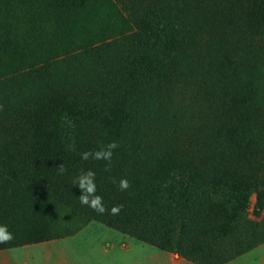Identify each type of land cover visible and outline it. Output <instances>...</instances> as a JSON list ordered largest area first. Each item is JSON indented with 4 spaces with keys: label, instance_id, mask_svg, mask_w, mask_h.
<instances>
[{
    "label": "rangeland",
    "instance_id": "obj_1",
    "mask_svg": "<svg viewBox=\"0 0 264 264\" xmlns=\"http://www.w3.org/2000/svg\"><path fill=\"white\" fill-rule=\"evenodd\" d=\"M114 1L0 0V157L36 156L44 165L21 180L46 178L50 200L64 190L53 209L29 210L26 231L21 210L7 211L23 192L0 182V224L15 237L2 249L264 264V11L254 0H120L119 12ZM73 128L88 146L60 174ZM111 142L110 172L81 159ZM87 170L104 214L79 202L72 181Z\"/></svg>",
    "mask_w": 264,
    "mask_h": 264
},
{
    "label": "trees",
    "instance_id": "obj_2",
    "mask_svg": "<svg viewBox=\"0 0 264 264\" xmlns=\"http://www.w3.org/2000/svg\"><path fill=\"white\" fill-rule=\"evenodd\" d=\"M115 8L118 10L119 5L121 4L120 0H115ZM255 11L261 14L264 11V0H254ZM120 9V8H119ZM78 131L76 128H73L69 133L70 140L63 142L61 144V155L62 159L58 161V166L60 164H65L66 159L64 158L67 153L76 154L81 152L85 147L83 143L76 141L75 136ZM44 165V162L36 158V156H24V157H0V182L5 186L10 187L13 190H19L23 192L24 196L21 199L13 200L7 205V211H10L13 216H18V212L21 210L24 217L20 218L22 223V228L26 231L32 230L33 225L28 222V219L32 217L29 213L30 209H35L37 214H42L45 211L46 204H49V209H53L56 205V200H60L63 195L64 190H60L58 193H55L52 200L47 197L46 191L43 187L47 186L46 178L41 177H31L29 180L22 181L19 176V172H23L28 169L41 168ZM49 199V200H48ZM46 200L48 202L46 203ZM28 212V213H27ZM2 220V219H1ZM4 245H0V249L5 248ZM16 247V246H12ZM10 247V248H12Z\"/></svg>",
    "mask_w": 264,
    "mask_h": 264
},
{
    "label": "clouds",
    "instance_id": "obj_3",
    "mask_svg": "<svg viewBox=\"0 0 264 264\" xmlns=\"http://www.w3.org/2000/svg\"><path fill=\"white\" fill-rule=\"evenodd\" d=\"M118 147L116 142H111L107 145H101L98 149L94 151H85L81 153V159L87 161L89 159H94L97 161H105V172L111 171V164L114 155V149ZM58 172L63 174L66 169L63 164L58 167ZM96 174L92 170L81 171L77 175L72 183L78 187L80 190V195L78 196L79 202L83 206L90 207L92 210L98 214H104L108 209H106L103 198L97 194V186L95 183ZM118 187L121 191H127L131 185L127 179L122 178L119 181ZM122 205H114L110 212L113 215H118L122 210ZM14 234L9 231L7 225L0 224V244H9L14 240Z\"/></svg>",
    "mask_w": 264,
    "mask_h": 264
},
{
    "label": "crops",
    "instance_id": "obj_4",
    "mask_svg": "<svg viewBox=\"0 0 264 264\" xmlns=\"http://www.w3.org/2000/svg\"><path fill=\"white\" fill-rule=\"evenodd\" d=\"M50 245H52V242L2 249L0 250V264H86L85 258L79 252L69 251L68 248L63 262V256H58L56 250H52L54 248L50 249ZM261 252L260 250H254L247 256L262 255ZM246 258L241 257L227 264H248L254 261ZM109 264H113V261L110 260Z\"/></svg>",
    "mask_w": 264,
    "mask_h": 264
}]
</instances>
